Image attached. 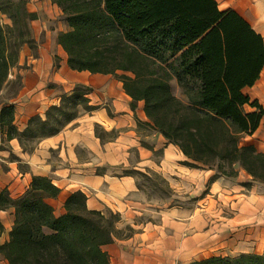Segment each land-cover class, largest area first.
<instances>
[{
	"label": "trees",
	"instance_id": "obj_1",
	"mask_svg": "<svg viewBox=\"0 0 264 264\" xmlns=\"http://www.w3.org/2000/svg\"><path fill=\"white\" fill-rule=\"evenodd\" d=\"M60 8L68 30L57 37L69 68L111 75L130 98L143 103L148 124L176 147L195 168L234 177L238 165L253 181L264 184V153L243 137L258 129L264 110L243 93L259 79L264 41L233 11H220L215 0H51ZM23 0H0V11L12 22L0 27V91L16 66L28 36L25 19L34 15ZM174 79L186 98L171 91ZM91 88L77 85L23 131L13 124L14 108L2 105L0 129L6 140L44 139L79 117L92 113ZM254 109L245 112L244 106ZM98 138V137H97ZM225 167L227 169H225ZM60 193L45 177L32 178L17 199L0 192V211L14 209L9 240L0 246L8 264H110L103 247L114 241L110 219L89 210L80 191L64 201L56 216L46 199ZM190 264H264L262 254L212 256Z\"/></svg>",
	"mask_w": 264,
	"mask_h": 264
},
{
	"label": "rangeland",
	"instance_id": "obj_2",
	"mask_svg": "<svg viewBox=\"0 0 264 264\" xmlns=\"http://www.w3.org/2000/svg\"><path fill=\"white\" fill-rule=\"evenodd\" d=\"M23 1L24 8L33 14L34 18L30 21L24 20L28 38L25 39L27 43L20 47L19 54L23 49L35 51L33 36L39 29L40 33L45 31L42 22H45L48 32L56 34V40L62 31L55 32V29L59 31L61 23L64 22L62 12L53 23L40 20L37 14L29 12L26 0ZM0 27L5 31L12 27L10 19L1 11ZM18 70L17 64L10 69L8 82L0 91V106L7 104L20 89ZM106 84L108 83H101V88L96 90L97 99L94 98L96 101L90 105L98 109L104 108L108 116H112L111 103L105 99ZM170 87L172 94L185 103L186 98L174 79L170 81ZM93 92L91 88V93ZM245 93H249V90ZM60 104L61 101L58 105ZM248 110L249 107L246 106L244 111ZM79 111V117L90 115ZM133 112L135 136L139 139L140 146L151 151L149 158L142 161L135 148H128L125 154H119L123 163H104L94 170L99 175L131 176L137 184V204L133 212L120 214L109 208L98 210L105 219L111 220L114 229L113 243L103 247L109 256L110 264H122L130 258L160 259L165 260V264H169V260L173 261L171 264H190L212 256L262 254L264 184L253 181L238 165L233 166L236 171L234 177L223 176L208 168H195L176 147L169 146L170 144L152 129L147 119L141 118L137 103ZM45 113L41 117L43 120ZM75 120L59 132L73 128ZM14 126L19 131L26 127L19 129L15 124ZM121 131L105 129L99 124L93 126L95 137L103 144L115 142ZM0 133L5 134V129H0ZM4 139L6 140V136ZM42 139L23 140L22 145L18 143L21 150L29 154ZM255 140L258 151L264 153V117ZM247 144H251V141L243 137L240 146ZM75 153L81 160H88L91 156L83 146H76ZM225 190L233 191L236 196H225Z\"/></svg>",
	"mask_w": 264,
	"mask_h": 264
},
{
	"label": "crops",
	"instance_id": "obj_3",
	"mask_svg": "<svg viewBox=\"0 0 264 264\" xmlns=\"http://www.w3.org/2000/svg\"><path fill=\"white\" fill-rule=\"evenodd\" d=\"M215 1L220 11L237 13L264 41V0ZM26 7L29 12L37 14L40 20L49 24L61 15V10L50 0H26ZM41 24L45 31L40 33L39 29L34 34L35 51L23 49L18 57L21 87L6 104L14 108L13 124L20 129L26 126L31 117H42L49 107L57 106L64 95L70 94L76 84L93 89L94 92L87 97L90 104L96 101L94 100L97 99L96 90L101 88V83H108L105 88V99L110 101L113 115L108 116L106 110L100 108L90 115L81 116L75 120L73 128L42 139L29 154L21 150L16 139L5 140V134L0 133V192L6 190L10 198L16 199L29 190L32 178L39 176L48 178L60 189L56 198L46 199L56 216L64 213L65 199L77 191L87 197L86 205L89 210L109 208L120 214L133 212L137 204L136 180L131 176L113 177L94 172L95 168L104 163L109 165L123 163L119 154H125L128 148H135L142 161L151 155L150 150L140 146L139 139L135 136L131 100L124 93L121 83L112 76L71 70L67 64L66 53L57 43L56 34L46 30L45 22ZM67 30L68 27L63 22L59 31L55 29V32ZM115 88L118 90H114ZM246 90H249V93H245ZM243 93L251 101H257L264 110V66L255 85L245 88ZM142 104L137 103L141 118L146 119ZM246 106L248 105L244 108ZM248 107L249 110L246 112L254 111ZM262 120L263 118L261 122ZM94 124H99L105 129L122 131L115 142L103 144L94 135ZM259 127L252 136H247L257 150L255 138ZM76 146L86 147L90 158L81 160L75 153ZM152 150L155 151L154 148ZM225 196L235 197L236 193L225 190ZM13 223V208L0 211V246L9 240ZM164 262L165 260L160 259L130 258L124 260L122 264H165ZM168 262L171 264L173 261ZM0 264H8L1 254Z\"/></svg>",
	"mask_w": 264,
	"mask_h": 264
}]
</instances>
